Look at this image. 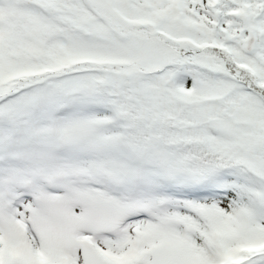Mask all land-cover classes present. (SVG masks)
<instances>
[{
  "label": "snow or ice",
  "instance_id": "1",
  "mask_svg": "<svg viewBox=\"0 0 264 264\" xmlns=\"http://www.w3.org/2000/svg\"><path fill=\"white\" fill-rule=\"evenodd\" d=\"M0 264H264V0H0Z\"/></svg>",
  "mask_w": 264,
  "mask_h": 264
}]
</instances>
